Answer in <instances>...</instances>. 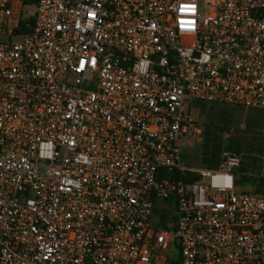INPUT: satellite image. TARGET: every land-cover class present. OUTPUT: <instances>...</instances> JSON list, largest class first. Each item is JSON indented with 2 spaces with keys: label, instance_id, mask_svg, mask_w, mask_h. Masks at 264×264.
I'll use <instances>...</instances> for the list:
<instances>
[{
  "label": "built area",
  "instance_id": "1",
  "mask_svg": "<svg viewBox=\"0 0 264 264\" xmlns=\"http://www.w3.org/2000/svg\"><path fill=\"white\" fill-rule=\"evenodd\" d=\"M0 36V264H264L243 156L182 152L188 101L264 109V0H0Z\"/></svg>",
  "mask_w": 264,
  "mask_h": 264
},
{
  "label": "trees",
  "instance_id": "2",
  "mask_svg": "<svg viewBox=\"0 0 264 264\" xmlns=\"http://www.w3.org/2000/svg\"><path fill=\"white\" fill-rule=\"evenodd\" d=\"M30 3L31 0H26ZM32 21V18H31ZM24 20H22L18 32L27 31ZM191 101V100H190ZM188 101V103L190 102ZM199 103H206L194 100ZM187 103V104H188ZM227 111L221 110L215 113L214 118L205 123L203 143V164L215 168L223 160V146L221 133L230 132L232 121ZM226 150H232L242 154L243 160L239 168L247 173L252 180L256 191L264 190V117L262 114L253 116L246 126L245 134H233L227 139ZM247 149V152H245ZM176 264L177 260H172Z\"/></svg>",
  "mask_w": 264,
  "mask_h": 264
},
{
  "label": "rangeland",
  "instance_id": "3",
  "mask_svg": "<svg viewBox=\"0 0 264 264\" xmlns=\"http://www.w3.org/2000/svg\"><path fill=\"white\" fill-rule=\"evenodd\" d=\"M30 12L35 11V6L32 5L28 7ZM4 39L0 36V40ZM224 110L227 111L229 117L232 121L231 131L221 133L222 135V146L223 150V158L227 153H236L232 150H226V143L227 139L233 135H244L246 131V126L248 121L256 115L262 114L264 117V109H255V108H248V107H241V106H233V105H223V104H212V103H199L194 100H191L188 104L185 105V111L192 116L199 127L202 130V137L201 139H182V152L184 155L185 164L188 167L193 169H200L203 167H207L203 164V143H204V126L205 123L210 121V119L214 118L215 113ZM247 152V149H245ZM242 155V154H241ZM165 215L167 218H173L175 215V210L167 209L165 210ZM166 253L171 257L172 260H177L180 257V249L178 246L177 241L173 238L170 241L169 247Z\"/></svg>",
  "mask_w": 264,
  "mask_h": 264
}]
</instances>
